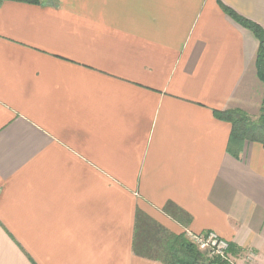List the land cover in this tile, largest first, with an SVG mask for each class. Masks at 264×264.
<instances>
[{"label":"crops","instance_id":"crops-1","mask_svg":"<svg viewBox=\"0 0 264 264\" xmlns=\"http://www.w3.org/2000/svg\"><path fill=\"white\" fill-rule=\"evenodd\" d=\"M221 5L264 31V0L0 2V264H164L142 215L264 264V147L215 115L261 113L258 41Z\"/></svg>","mask_w":264,"mask_h":264},{"label":"trees","instance_id":"trees-1","mask_svg":"<svg viewBox=\"0 0 264 264\" xmlns=\"http://www.w3.org/2000/svg\"><path fill=\"white\" fill-rule=\"evenodd\" d=\"M22 3H38L39 0H0ZM222 9L236 22L248 28L258 41L255 66L264 82V31L256 23L236 14L232 9L221 5ZM218 119L231 124L230 141H257L264 147V104L261 113L252 117L238 109L216 111ZM133 250L137 255L159 260L164 264H230L217 257L204 256L185 236L173 234L142 215L136 225ZM229 250H233L231 245Z\"/></svg>","mask_w":264,"mask_h":264},{"label":"built area","instance_id":"built-area-1","mask_svg":"<svg viewBox=\"0 0 264 264\" xmlns=\"http://www.w3.org/2000/svg\"><path fill=\"white\" fill-rule=\"evenodd\" d=\"M186 238L208 257H217L221 260L230 262L229 259V243L221 238L215 232H207L203 234L186 233ZM250 260V256H246Z\"/></svg>","mask_w":264,"mask_h":264},{"label":"rangeland","instance_id":"rangeland-1","mask_svg":"<svg viewBox=\"0 0 264 264\" xmlns=\"http://www.w3.org/2000/svg\"><path fill=\"white\" fill-rule=\"evenodd\" d=\"M204 256L206 257L207 255H206V253H204ZM248 260V259H247ZM235 263H236V261H235Z\"/></svg>","mask_w":264,"mask_h":264}]
</instances>
